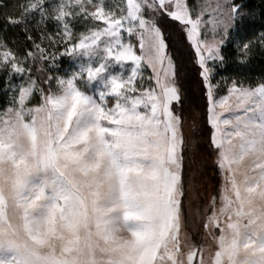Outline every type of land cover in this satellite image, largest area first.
<instances>
[{
  "label": "snow or ice",
  "instance_id": "snow-or-ice-1",
  "mask_svg": "<svg viewBox=\"0 0 264 264\" xmlns=\"http://www.w3.org/2000/svg\"><path fill=\"white\" fill-rule=\"evenodd\" d=\"M256 16L247 0H0V74L26 76L0 108V264H264V78L213 83L228 45L241 66L264 56Z\"/></svg>",
  "mask_w": 264,
  "mask_h": 264
},
{
  "label": "trees",
  "instance_id": "trees-1",
  "mask_svg": "<svg viewBox=\"0 0 264 264\" xmlns=\"http://www.w3.org/2000/svg\"><path fill=\"white\" fill-rule=\"evenodd\" d=\"M11 2V0H10ZM247 2L254 6L257 16L252 22L254 24V30L257 34L260 31H264V21L260 18V7L261 0H247ZM4 21L0 18V24ZM227 52L229 55V62L223 67H217L213 73V83H219L220 87L216 90L218 96L225 94L227 87L230 85L232 79H244L245 82H255L264 78V56L256 55L254 56L247 66H241L235 59V46L228 45ZM69 57L65 56L59 60V67L57 69H62L67 67ZM198 66L193 64L191 71L189 73V79L186 83V87L190 94H192L193 99L197 102L200 101V97L205 93V89L201 85V77L198 76ZM26 78L21 76H14L9 82L3 74H0V108L7 106L10 99V87L19 86L21 81Z\"/></svg>",
  "mask_w": 264,
  "mask_h": 264
},
{
  "label": "rangeland",
  "instance_id": "rangeland-1",
  "mask_svg": "<svg viewBox=\"0 0 264 264\" xmlns=\"http://www.w3.org/2000/svg\"><path fill=\"white\" fill-rule=\"evenodd\" d=\"M104 2L105 3H120V0H104ZM190 2H193V0H190ZM193 52H194V50H193ZM81 59L83 60V58H81ZM84 62H86V61H84ZM75 68H76V61H73L72 59L69 58L68 63H67V67L62 68V69H56V73L63 75L66 72H71V71L75 70ZM127 74H130V72L128 70L125 71V75H127ZM25 80H26V78H24L21 81L20 85L24 84ZM228 87H230V85ZM94 88H95V85H93V90H94ZM205 92H206V90H205ZM226 94H227V89H226L224 95H226ZM208 177H209V192H211L212 189L218 184L219 177L211 169H209Z\"/></svg>",
  "mask_w": 264,
  "mask_h": 264
}]
</instances>
